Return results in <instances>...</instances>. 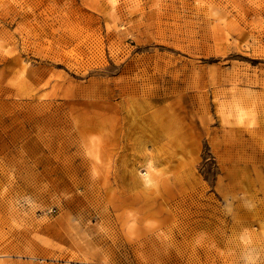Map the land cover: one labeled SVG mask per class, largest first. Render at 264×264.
Instances as JSON below:
<instances>
[{
	"label": "rangeland",
	"instance_id": "obj_1",
	"mask_svg": "<svg viewBox=\"0 0 264 264\" xmlns=\"http://www.w3.org/2000/svg\"><path fill=\"white\" fill-rule=\"evenodd\" d=\"M0 264H264V0H0Z\"/></svg>",
	"mask_w": 264,
	"mask_h": 264
},
{
	"label": "bare ground",
	"instance_id": "obj_2",
	"mask_svg": "<svg viewBox=\"0 0 264 264\" xmlns=\"http://www.w3.org/2000/svg\"><path fill=\"white\" fill-rule=\"evenodd\" d=\"M140 113H141V108H137V110L133 113L134 115H131L133 118H136L137 116H138V118H139V121H143V120H149L148 118H149V116H141L140 115ZM151 120V119H150ZM150 123V122H149ZM148 123V124H149ZM167 123V122H166ZM169 124H170V122H168ZM147 124V123H146ZM158 124V123H157ZM149 125H153V124H149ZM171 125V124H170ZM111 126V125H110ZM109 126V127H110ZM148 126V125H147ZM157 126V125H156ZM102 127H104V124L102 123V124H99V125H92V126H87L86 127V129H84V132H82L83 130H81L80 132H79V136H78V138H79V140H80V143L82 144V147H83V151L92 159V161H93V163L95 164V166H97V167H99L100 169H101V171H102V169H104V166L105 165H108V162H107V160H109V159H107V157L109 156V153L108 152H111V151H108V149H106V145H104V144H102L101 143V140L97 137V136H95V135H93V133H94V130H98V129H101ZM144 127V126H143ZM152 127V126H151ZM164 127V126H163ZM167 127V126H166ZM166 127H164V128H166ZM105 128V127H104ZM104 128H102V129H104ZM115 128V127H114ZM155 128V127H154ZM158 128V127H157ZM160 128V127H159ZM168 128V127H167ZM170 128H171V126H170ZM105 129H107V127L105 128ZM143 129V128H142ZM148 129V128H147ZM163 129V128H162ZM109 130V129H108ZM107 130V131H108ZM115 130V129H114ZM144 130V129H143ZM149 130H150V128H149ZM152 130V129H151ZM155 130V129H154ZM158 130V129H157ZM167 130V129H166ZM165 130V132H167ZM173 130V129H172ZM112 131H113V129H112ZM112 131H110V132H112ZM140 131H141V129H140ZM175 131V130H174ZM98 132V131H97ZM116 132V131H115ZM136 132V131H135ZM138 132V131H137ZM146 132V131H145ZM159 132H161V131H159ZM169 132H172V131H169ZM131 133V132H130ZM139 133V132H138ZM141 133V132H140ZM150 133V132H149ZM153 133H154V131H153ZM157 133V132H156ZM163 133H164V131H163ZM175 133H176V131H175ZM157 134H159V133H157ZM169 134V133H168ZM172 134V133H171ZM124 135V134H123ZM133 135H134V133H133ZM144 134L142 133V136H143ZM147 136H149L148 134H146ZM175 135V134H174ZM173 135V136H174ZM101 136V135H100ZM116 136V135H115ZM120 136H121V133H120ZM129 136H130V134H129ZM159 136V135H158ZM160 137H162V135L160 136ZM168 137H170V136H168ZM101 138V137H100ZM117 138V137H116ZM127 138V137H126ZM151 138V137H150ZM155 138V137H154ZM153 138V139H154ZM105 139V138H104ZM110 139V138H109ZM152 139V138H151ZM152 139V140H153ZM161 139V138H160ZM159 139V140H160ZM174 139V138H173ZM103 140V139H102ZM123 140V139H122ZM127 140V139H126ZM125 140V141H126ZM150 140V139H149ZM159 140H158V142H159ZM109 141V140H108ZM154 142H155V140H153ZM161 141V140H160ZM103 142H104V140H103ZM133 142V141H132ZM175 142V141H174ZM106 143V142H105ZM118 143V142H117ZM136 143H137V141H136ZM111 144V143H110ZM116 144V143H115ZM112 145H114V144H112ZM111 146V145H110ZM116 146V145H115ZM114 146V147H115ZM130 146V145H129ZM113 147V146H112ZM111 147V148H112ZM115 149H116V147H115ZM114 149V150H115ZM112 153H113V151H112ZM111 156V155H110ZM109 158H111V157H109ZM110 162V161H109ZM91 163V162H90ZM150 165L149 164H146V166H145V168H144V170L142 171V172H139L140 173V176H136L135 177V179L134 180H132V185L133 186H136V185H142V184H145V185H149L151 182H152V177H151V174H150ZM94 171V169H92V171H91V173ZM96 173H98V171H94L91 175H93V176H95V174ZM99 176H100V179L102 178V179H106V177H104V176H102L100 173H99ZM130 221V220H129ZM141 221V220H140ZM132 222V221H131ZM131 228H132V226H130ZM130 227H129V229H130Z\"/></svg>",
	"mask_w": 264,
	"mask_h": 264
}]
</instances>
